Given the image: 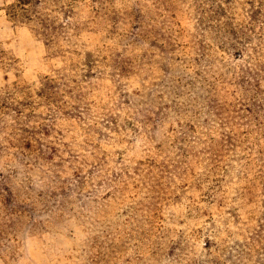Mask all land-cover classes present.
<instances>
[{
    "label": "rangeland",
    "instance_id": "1",
    "mask_svg": "<svg viewBox=\"0 0 264 264\" xmlns=\"http://www.w3.org/2000/svg\"><path fill=\"white\" fill-rule=\"evenodd\" d=\"M0 264H264V0H0Z\"/></svg>",
    "mask_w": 264,
    "mask_h": 264
}]
</instances>
